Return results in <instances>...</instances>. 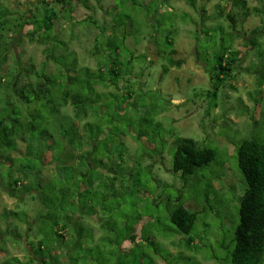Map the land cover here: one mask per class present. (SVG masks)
Here are the masks:
<instances>
[{
	"label": "rangeland",
	"instance_id": "374dc122",
	"mask_svg": "<svg viewBox=\"0 0 264 264\" xmlns=\"http://www.w3.org/2000/svg\"><path fill=\"white\" fill-rule=\"evenodd\" d=\"M66 1L71 13L62 10L65 16L56 26L60 49L57 48L55 55L61 63L68 62L71 58L69 53L73 51L81 67L99 70V61L92 56V51L97 44L102 47L104 43L101 41L112 33L114 21L122 24L130 34L126 40L130 51L139 56L146 54L148 60L156 62L147 69V62L136 64L134 79L131 80H141L143 88L138 82L132 91V101L140 96L137 99L139 109L131 106L129 91L122 88L131 82L130 79L119 82L117 86L95 88L103 94L95 99V106L99 110L107 105L111 107L107 113L114 121L111 128L115 130L116 127L126 136L121 142L127 152L125 155L122 153L121 158L123 149L120 145L119 148L116 145L110 148L113 156L111 163L107 164L109 169L118 171L119 180L113 182L111 189H96L98 192L92 201L97 209L94 217L99 219V223L96 220L92 222L93 237L83 245L80 255L88 257L86 260L92 261L90 264H229L228 256L235 247L233 240L239 223V208L247 189L238 167L237 150L245 139L257 137L264 141V84L260 86L259 81L264 78V54L259 59L256 49L246 46L248 35L261 25V18L252 16L242 25L239 23L236 35L241 39L236 41L235 48L241 51L242 61L219 93L214 108L209 99L197 94L212 87L211 75L219 53L217 43L220 45L222 34L227 45L231 46L226 34L230 31V23L225 17L219 19L216 15L219 4L226 9L227 0H196L195 7L186 0ZM43 2L0 0V11L6 3L10 13V21L3 19L7 24L0 46L1 50L4 47L7 50L4 62L0 57V78L16 70L17 78L21 79L19 86L27 80L26 70L31 65L37 70L44 69L51 76L59 74L54 58L45 48L29 41L32 25L25 24L20 30L13 27L20 17L28 14L27 21L37 13V7ZM248 3L251 8L264 7V0H248ZM149 13L153 14L151 18L155 16V24L146 20ZM219 28L225 32L221 33ZM10 29L12 31L8 33ZM213 30L218 31L217 42L207 34ZM167 36L174 42V46L167 48L174 47L177 51L175 58L183 60L184 64L165 74L168 58L158 59L157 48L162 47L166 51ZM156 42L160 44L157 48ZM262 47L264 50V43ZM206 50L210 51L206 53ZM123 58H129L127 53ZM76 88L77 85L74 86ZM12 102L16 99L13 98ZM63 111L72 115L71 108ZM20 115L17 112V116ZM141 131L146 137L138 141L137 136L132 135ZM153 135L155 142L166 146L159 148L158 153L155 148L160 145L148 142ZM174 136L194 139L218 152L216 163L200 170L188 185L173 174ZM88 149V146L84 148L85 151ZM25 155L26 142L21 138L11 156L22 158ZM73 155L74 152L67 150L61 161L54 164L52 154L47 152L42 164L35 162L39 169L43 166L40 182H49L57 166L72 165L75 162ZM2 162L0 159V174L9 168ZM125 168H129L128 173L132 176L136 173L135 176L126 177L123 173ZM4 183L0 175V264L13 257L25 264H41L34 252L29 251L31 243L37 246L38 223L45 212L37 193L41 190L33 179L29 182L23 180L14 194ZM178 199L188 202L190 211L199 212L190 235L174 233L170 212L175 210ZM134 236L135 243L131 242ZM189 238L199 250L187 247ZM87 247L91 248L90 252L86 251ZM62 251L61 248L55 249L53 264H70Z\"/></svg>",
	"mask_w": 264,
	"mask_h": 264
},
{
	"label": "trees",
	"instance_id": "16d2710c",
	"mask_svg": "<svg viewBox=\"0 0 264 264\" xmlns=\"http://www.w3.org/2000/svg\"><path fill=\"white\" fill-rule=\"evenodd\" d=\"M5 1L8 2V0ZM170 1L172 0H163V2ZM186 1L191 7L196 6V0ZM226 5L225 9L219 4L216 15L220 17L219 19L225 17L230 23V31L226 34L231 46L227 45L222 34L220 45L217 43L219 53L211 75L212 87L205 93L197 94L199 97L209 99L214 107L217 106L219 93L242 61L241 51L235 48L236 41L241 39V36L236 35L239 23L242 25L252 16L260 17L261 25L250 32L249 43L246 46L256 49L259 59L264 54L262 47L264 7L251 8L248 0H227ZM7 6L5 3V7L0 11V41L5 37L4 31L7 24L3 19L9 20L10 13ZM69 9L66 0H53L52 3L44 0L37 7L38 12L31 18L26 21L28 17L26 14L13 24V27L18 30L25 24L32 25L33 29L28 33L29 41L45 48V51L54 58L59 74L51 76L46 74L44 69L37 70L34 65H31L26 70L27 80L23 81L21 86H19L21 79L17 78L16 70L0 78V159L3 160L2 163L9 166L8 170L0 175L5 180V187L13 194L23 180L29 182L33 179L34 184L37 183L41 190L37 193L43 202L45 212L38 223L37 246L31 243L29 250L34 252L41 264H53V252L56 248L63 250L61 254L66 255L70 264L92 262L86 260L88 257L81 256L80 253L84 250L83 245H87L89 238L93 237L92 222L96 220L99 223V219L94 217L97 209L92 201L93 195L98 192L96 189H111L113 182L116 183L119 180L118 171L109 169L107 164V162L111 163L113 156L110 148L114 145L119 148L120 145L123 149L121 158L127 152L125 144L121 142V139L126 136L116 127H114L115 130L111 128L114 121L107 116L111 107L107 105L99 110L95 106V99L103 95L95 88L117 86L119 82H127L130 79L131 82L122 88L129 91L128 99L131 106L139 109L137 99L140 96L132 101L134 96L132 91L137 87L138 82H141L143 88L141 80H131L134 79L136 64L139 61L142 64L147 62L148 65L144 66L147 69L156 63L148 60L146 54L139 56L129 50L126 40L130 34L122 24H117L115 21L111 28L112 33L101 41L104 43L102 47L97 44L92 51V56L99 61V70L96 71L87 66L81 67L73 51L69 53L71 58L68 62L61 63L59 57L55 55L57 48L60 49L56 39V26L57 22L65 16L62 10L70 14L71 9ZM151 16L153 14L149 13L146 20L155 24L153 21L155 16L152 18ZM69 19L72 20L71 17ZM219 29L222 30L221 33L225 32L222 28ZM11 31L10 29L8 33ZM207 34L211 36V40L217 42L218 31L213 30ZM172 40L169 36L165 38L166 51H163L162 47L157 48L160 44L156 42L158 59L168 58V64L164 66L165 74L171 68H180L184 64L183 60L175 59L177 51L174 47L167 48V46H174ZM1 48L0 46V57L4 62L6 58L3 56L7 47H4V50ZM209 51L206 50V53ZM125 53L129 58H123ZM164 54L167 56L164 57ZM146 69L142 73L144 74L142 80ZM31 77L33 80L29 81L28 78ZM259 81L260 86H263L264 78ZM75 85L78 86L76 90ZM107 95L114 96V94ZM107 95L104 94V96ZM13 98L16 102H12ZM68 108L72 109V115L63 113V110ZM17 112L21 115L17 116ZM132 136H137L138 141H143L146 134L141 131ZM21 138L26 142V155L22 158H13L11 153L16 152ZM155 139L153 135L148 142L159 146ZM97 145L105 151L99 150ZM163 145L164 143H161L157 149L155 148L156 153L159 152V148L166 147ZM86 146L89 147L87 151L84 150ZM67 150L74 152L75 162L68 166H57L49 182L42 184L40 179H42L43 166L41 165L39 169L35 162L38 164L40 161L39 163L42 164V159L47 152H50L53 156L52 162L55 164L58 160L61 161L63 153ZM217 156V150L200 145L194 139L174 136L173 174L182 183L184 181L185 185H188L191 179L198 176L200 170L216 163ZM237 160L247 189L239 208V223L233 240L235 247L227 260L230 261L229 264H264V141L257 137L243 140L237 150ZM128 171L129 168L123 169L126 177L135 176L136 173L132 176ZM32 176L34 178H31ZM180 200L178 199L175 210L170 212L171 223L175 227L174 233L190 235L195 229L199 212L190 211L187 208L188 202ZM135 239L136 236L132 237L131 242L135 243ZM186 244L189 249L199 250L191 238L186 240ZM90 247H87L86 251L90 252ZM3 264L25 263L13 257Z\"/></svg>",
	"mask_w": 264,
	"mask_h": 264
},
{
	"label": "crops",
	"instance_id": "0c3cea01",
	"mask_svg": "<svg viewBox=\"0 0 264 264\" xmlns=\"http://www.w3.org/2000/svg\"><path fill=\"white\" fill-rule=\"evenodd\" d=\"M175 59H176V58H175ZM175 68H176V67H175ZM172 69H174V68H171L170 70H172ZM170 70H169V72H170ZM169 72H168V73H169ZM211 84H212V80H211ZM175 102H176V101H175ZM167 108H168V107H167ZM214 108H215V107H214Z\"/></svg>",
	"mask_w": 264,
	"mask_h": 264
}]
</instances>
